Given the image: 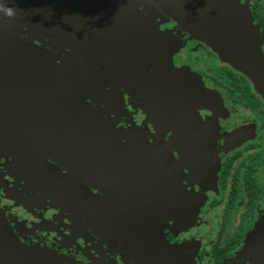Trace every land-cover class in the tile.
Here are the masks:
<instances>
[{
  "label": "flooded vegetation",
  "instance_id": "1",
  "mask_svg": "<svg viewBox=\"0 0 264 264\" xmlns=\"http://www.w3.org/2000/svg\"><path fill=\"white\" fill-rule=\"evenodd\" d=\"M60 1L53 6L67 23L103 21L111 36L101 43L38 27L77 60L63 80L85 114L75 129L63 111L47 116L52 102L32 106L33 133L7 138L24 132L47 147H0V212L14 235L78 264H264V0L219 6L226 40L254 80L134 0L100 2L94 13L86 3L100 0ZM28 17L0 13V37L39 43ZM70 41L79 47L60 44ZM14 92L4 91L3 105L16 106ZM13 157L24 158V177Z\"/></svg>",
  "mask_w": 264,
  "mask_h": 264
},
{
  "label": "water",
  "instance_id": "2",
  "mask_svg": "<svg viewBox=\"0 0 264 264\" xmlns=\"http://www.w3.org/2000/svg\"><path fill=\"white\" fill-rule=\"evenodd\" d=\"M149 1L193 37L209 46L222 61L230 64L237 70H241L251 80H254L256 74L245 64V61L238 57L230 46V43L226 40L221 23L220 8L216 0ZM0 3H7L9 6L20 9V12L31 16L28 18L35 23L34 26L36 27L57 26L63 34L72 35L75 39L82 38L85 32V40L106 43L111 36L110 25L103 21H99V25L92 27H81L67 23V18H65L63 11L59 7H56L62 4L60 0H0ZM99 3L100 1L86 3L85 13H88V10L90 13L96 11ZM25 5H31V7L35 5L37 9H24ZM75 10L77 11L78 9L75 8ZM104 10L105 12L108 11L106 8ZM67 24L70 26L66 27ZM12 35L11 32L5 31V39L0 37V73L3 72V75L0 74V78L4 77V89H0V115L4 114V116H7V111L15 113L11 115L10 119L5 120V127L0 129V133L8 137L15 136L19 128L31 129L27 131L33 133V126L30 123L32 114L27 112L31 110L32 106L39 107L40 104H43L46 107L43 102H52V107L54 104L63 110L66 113L65 117H67L68 122L74 120L73 126L75 129H79L83 126V116L85 113L82 112V107L76 104L74 94L71 90L67 89L66 83L63 80L66 77L64 71L72 69L70 62L68 60L57 62L48 51L37 45L21 40H9L13 37ZM62 43H60L62 46L70 49L72 47L75 49L79 47L78 44L72 45L71 41L68 42V45ZM82 56L86 63L90 65H95L97 62L94 57L88 54H82ZM106 60L104 62H108ZM8 90L15 91L13 93L14 98L9 99V101L14 102L16 106H10L7 103L3 105L2 95L4 91ZM56 118L54 119V123ZM22 120L24 121L22 122ZM0 121H2L1 116ZM19 136L26 138L24 132ZM21 140L7 138V142H3L0 139V147L6 150L17 149L23 152L31 149H40L41 142L39 140L30 142L29 135L26 138V143ZM42 143H45V141H42ZM28 165H31V162ZM24 169L26 172H29L26 167ZM0 264L78 263L53 252L24 245L14 235L6 219L0 212Z\"/></svg>",
  "mask_w": 264,
  "mask_h": 264
},
{
  "label": "rangeland",
  "instance_id": "3",
  "mask_svg": "<svg viewBox=\"0 0 264 264\" xmlns=\"http://www.w3.org/2000/svg\"><path fill=\"white\" fill-rule=\"evenodd\" d=\"M107 0H100L101 3L106 2ZM235 0H229V5L233 7H236V5L234 4ZM130 4L132 5V7H136L138 9L141 8L143 14L148 13L150 15H152L155 19V21H160L161 17L164 14H161L160 10H158V8L151 3L149 0H134L132 2H130ZM218 7L221 6L220 0H218ZM243 15V13H242ZM225 19V18H224ZM25 24V27L30 28L33 27V23L32 22H28ZM239 28V27H238ZM234 24H232V26H228V32L230 34H232L234 37L238 36V32H240V38L242 37V30L239 28L238 29ZM36 31L39 33L44 32V30L39 29L38 27L36 28ZM37 41L40 43H37L36 45L43 48L44 50L48 51L54 58V60H56L57 62H62V61H68L70 62V66L72 68V70L77 69L78 67V62L76 59L74 58H68L67 56H62L61 53L64 52V50L60 47L59 44H57V41H51L50 39L45 40V36L44 34H40V36H36ZM55 42V43H54ZM49 49H53L52 51H49ZM82 68V67H81ZM88 68H91L90 66ZM84 69V68H83ZM23 159L22 157H13V160H15V168L16 170L24 177V172H23ZM24 173V174H23ZM27 181V180H26Z\"/></svg>",
  "mask_w": 264,
  "mask_h": 264
},
{
  "label": "bare ground",
  "instance_id": "4",
  "mask_svg": "<svg viewBox=\"0 0 264 264\" xmlns=\"http://www.w3.org/2000/svg\"><path fill=\"white\" fill-rule=\"evenodd\" d=\"M43 105V104H42ZM42 106H41V104L39 105V110H40V108H41ZM56 106L53 104V107H51V108H48V109H46V110H44L45 112H47V113H49V114H47V116H49V117H58V113L57 112H61V111H63V110H61L60 108L59 109H56L55 108ZM38 119V122H42V120H44L45 118H44V116L43 115H39V116H36ZM5 127V121L4 122H1L0 121V129L1 128H4ZM7 136H4L2 133H0V139H1V141H3V142H7V138H6ZM40 137V134L38 135V138ZM22 140V142H24V143H26V138H21ZM39 142H41V144H42V146H40V149H44V148H46L47 147V145L46 144H43L42 143V140H39Z\"/></svg>",
  "mask_w": 264,
  "mask_h": 264
},
{
  "label": "clouds",
  "instance_id": "5",
  "mask_svg": "<svg viewBox=\"0 0 264 264\" xmlns=\"http://www.w3.org/2000/svg\"><path fill=\"white\" fill-rule=\"evenodd\" d=\"M20 11V9L9 6L7 3H0V13H2L5 18L16 19Z\"/></svg>",
  "mask_w": 264,
  "mask_h": 264
}]
</instances>
